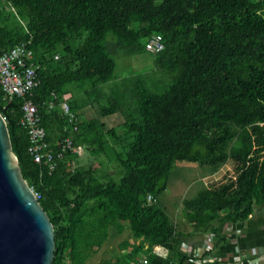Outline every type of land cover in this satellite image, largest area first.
Wrapping results in <instances>:
<instances>
[{"label":"trees","instance_id":"16d2710c","mask_svg":"<svg viewBox=\"0 0 264 264\" xmlns=\"http://www.w3.org/2000/svg\"><path fill=\"white\" fill-rule=\"evenodd\" d=\"M153 34L163 37L162 51L147 50ZM29 39L41 81L32 100L47 141L53 147L72 135L83 148L66 152L54 170L36 162L21 124L26 97L6 96L0 85L22 173L54 224L53 264H88L126 224L138 242L98 264L142 256L186 264L182 245L195 233L218 235L264 203V0H0V46ZM115 48L149 53L153 66L119 79ZM71 84L83 89L80 98H68ZM65 98L78 116L72 133L59 106ZM88 106L97 117L80 116ZM117 113L120 129L108 127L102 118ZM178 160L211 173L232 165L183 199L193 232L178 228L161 201Z\"/></svg>","mask_w":264,"mask_h":264},{"label":"built area","instance_id":"2783aa9c","mask_svg":"<svg viewBox=\"0 0 264 264\" xmlns=\"http://www.w3.org/2000/svg\"><path fill=\"white\" fill-rule=\"evenodd\" d=\"M32 41L26 40L14 47L5 49L0 46V85L6 96L26 97L23 103V115L21 124L26 129L29 139V152L38 163L47 164L50 169L54 170L60 159L65 157L66 152L83 153L81 146L73 143L72 135L59 139L53 147L47 141V131L42 124V117L38 105L32 100L34 90L40 85L38 74V64L35 62V52L31 47ZM165 47L163 37L160 34L151 35L147 42L146 48L150 52L162 51ZM58 95L53 92L51 99L47 102L50 108L57 104ZM64 115L73 127L66 128L69 132L78 129V116L72 111L68 99L65 98L59 102ZM75 168V163H69ZM40 199L41 193L35 192ZM150 200L155 198L150 195ZM230 230L231 227H229ZM182 248L189 256L186 264H260V255L251 256L248 253L235 251L229 259L219 258L214 252V245L211 237H205L202 245L195 247L190 243H183ZM149 259L146 256L139 257L130 261V264H148Z\"/></svg>","mask_w":264,"mask_h":264},{"label":"water","instance_id":"95a60500","mask_svg":"<svg viewBox=\"0 0 264 264\" xmlns=\"http://www.w3.org/2000/svg\"><path fill=\"white\" fill-rule=\"evenodd\" d=\"M55 229L24 177L0 111V264H53Z\"/></svg>","mask_w":264,"mask_h":264},{"label":"rangeland","instance_id":"374dc122","mask_svg":"<svg viewBox=\"0 0 264 264\" xmlns=\"http://www.w3.org/2000/svg\"><path fill=\"white\" fill-rule=\"evenodd\" d=\"M113 56L117 61L115 76L119 79L134 74V72L149 70L153 66L152 60L149 58V53L134 54L133 52L132 54H126L124 51L115 48ZM70 88L73 92L69 93L70 95L68 98L72 100L74 98H80L81 93L84 92L83 89L78 88L75 84H71ZM78 113L82 118H94L98 116V108L95 106H88L78 110ZM102 120L108 127L115 126L120 129L123 117L121 114L117 113L104 117ZM86 155L85 153L83 156ZM230 168H232V165L227 163L221 168V171L217 175H214L204 164L189 160H178L175 162L169 186L161 195V201L163 205L167 207L170 216L178 225V228L193 232L192 225L184 217L182 206L183 199L195 196L201 189L220 180ZM114 169H117V167L113 166L112 171H114ZM202 234L203 233H195V236L200 239ZM135 242H138V240L134 238L128 224H126L122 232L118 233L112 231L109 239L104 245L89 258L88 264H98L103 259L113 260L118 255L128 252L131 245ZM126 243L131 245L123 247Z\"/></svg>","mask_w":264,"mask_h":264},{"label":"crops","instance_id":"0c3cea01","mask_svg":"<svg viewBox=\"0 0 264 264\" xmlns=\"http://www.w3.org/2000/svg\"><path fill=\"white\" fill-rule=\"evenodd\" d=\"M220 171L221 169L214 175ZM219 232L215 236L209 232L203 233L200 239L194 234L191 241L187 243L199 247L202 245L203 239L208 236L211 237L214 252L219 258L229 259L233 252L240 251L251 256L260 255V264H264V203L256 204L254 213L250 214L247 220L241 223L223 224ZM244 264L251 263L245 262Z\"/></svg>","mask_w":264,"mask_h":264}]
</instances>
